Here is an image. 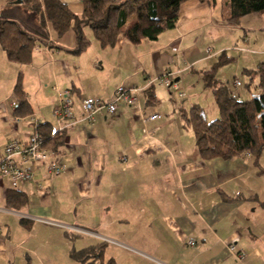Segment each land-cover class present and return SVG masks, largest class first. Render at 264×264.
I'll list each match as a JSON object with an SVG mask.
<instances>
[{
    "label": "crops",
    "instance_id": "0c3cea01",
    "mask_svg": "<svg viewBox=\"0 0 264 264\" xmlns=\"http://www.w3.org/2000/svg\"><path fill=\"white\" fill-rule=\"evenodd\" d=\"M59 1L77 15L83 11L80 0ZM225 2L186 0L173 28L137 45L120 35L113 47L103 48L85 27L90 44L75 54L72 29L58 36L49 22L40 25L38 16L24 11L22 4L0 0V16L39 38L25 64L9 61L0 47V155L9 140H26L37 124L49 123L56 130L57 91L71 90L75 119L60 132L64 143L55 149L66 173L48 178L45 165L38 164L33 180L17 189L27 198L18 209L6 199L8 191L14 192L9 180L0 179V264H124L122 251L132 259L127 264H156L151 258L162 264H264V150L257 165L248 153L205 160L187 129L164 133L176 122L183 128L182 115L181 120L174 115L143 120V115L158 112L153 106L157 99L147 104L144 91H152L154 78L166 68L173 76L181 74L174 79L181 90L189 66L198 73L199 89L207 93L202 74L213 68L228 44L215 39L213 54H205L202 40L228 23ZM232 55L233 76L241 68L251 70V76L264 60V53L254 51ZM175 62L183 67L172 71ZM19 75L30 115H16L11 105ZM215 80L247 99L236 91L238 79ZM122 85L141 90L137 107L119 103L113 115L98 114L91 123L80 120L84 98L108 99ZM193 104L207 119L203 105ZM70 202L77 204L82 219L68 229L20 216L65 221ZM74 230L83 234L78 247L85 251L82 260L72 258L74 246L68 244ZM189 238L196 247L187 245Z\"/></svg>",
    "mask_w": 264,
    "mask_h": 264
},
{
    "label": "trees",
    "instance_id": "16d2710c",
    "mask_svg": "<svg viewBox=\"0 0 264 264\" xmlns=\"http://www.w3.org/2000/svg\"><path fill=\"white\" fill-rule=\"evenodd\" d=\"M13 1V0H10ZM83 11L77 15L59 0H23L22 5L36 14L40 25L49 22L58 36L72 29L76 37L75 54L83 52L90 40L83 29L88 27L101 47H113L120 35L131 44L142 40L154 41L159 34L175 26L180 5L186 0H80ZM228 22H237L241 17L264 11V0H226ZM225 10V9H224ZM38 37L24 30L20 24L0 16V47L9 61L19 64L30 62L33 47ZM213 68L202 74L205 85L212 90L218 109L219 122L209 127L203 109L193 104L188 112L182 111L185 125L190 127L195 137L198 155L205 160L229 159L243 153L252 155L258 164L264 150V60L254 69L258 76L257 95L250 99H240L228 87L215 80ZM250 75L251 70L245 71ZM147 104L155 102L152 91L145 90ZM16 115L32 114L19 75L13 86ZM36 131L45 139V146L58 149L64 143L60 132L52 131L49 123L37 124ZM6 199L17 209L26 204V195L13 189ZM23 220V219H22ZM77 252V253H76ZM84 250L72 251V258L82 260ZM101 253V250L100 252ZM106 264H114L109 260Z\"/></svg>",
    "mask_w": 264,
    "mask_h": 264
},
{
    "label": "rangeland",
    "instance_id": "374dc122",
    "mask_svg": "<svg viewBox=\"0 0 264 264\" xmlns=\"http://www.w3.org/2000/svg\"><path fill=\"white\" fill-rule=\"evenodd\" d=\"M21 5V4H20ZM224 12L227 13V7L224 5ZM27 9L24 7V11ZM27 12H31L27 10ZM33 13V12H32ZM15 16H13L14 18ZM12 18V19H13ZM245 33L246 37L245 38ZM215 39H218V42L228 44L227 49H225V52H220L218 57L216 58V63H219L215 67V76L218 79V77L222 78L224 81L227 80V82H234L235 79H238L241 86L236 89V91H239L241 93L247 94V99L252 98L254 95H257V89L256 85L258 82V77L255 73H253L251 76L245 74L243 71V68H241L236 74V76H233L232 70L235 66V60H231L230 55H232L234 52L239 54H249L251 51H254L255 53H264V11L259 13H253L244 17H241L237 22H228L222 29H218L215 31V33H212L209 35L207 39L202 40L203 45V52L205 54H213V51L215 50ZM207 50H210L208 52ZM210 56V55H209ZM233 56V55H232ZM264 58V56L262 57ZM261 59V58H259ZM214 64V65H215ZM183 67V65H178L177 62L171 65L172 71H175V69H178L177 67ZM175 68V69H174ZM169 68H166V72L163 74L168 73ZM185 73H183V76L185 77V80L183 81V85L181 88V91L185 93V99L184 103H182V100L179 99L177 93L173 90H168L167 87H165L160 82V76L154 78L153 86L151 87L152 91L154 92L157 102L153 106L157 107L158 112L161 114V116L166 119L167 117H171L170 115H174L180 118L181 120V112H179L181 106L183 105L184 111L188 112L189 106L195 102L201 103L203 107L205 108L206 115H207V123L209 127H212L219 122V115L218 110L215 104V101L213 99V96L211 95L210 89L208 87H204V90L207 93H203L198 87V73L194 72L192 68L189 66L184 69ZM173 73V72H172ZM140 76V75H138ZM181 76V74H176L171 79L174 80L176 77ZM146 78V76L144 77ZM6 84L5 82H3ZM2 85V83H1ZM122 86H133V85H122ZM228 86V84H226ZM229 89H231L233 92L234 90L228 86ZM202 89V88H201ZM141 91V90H140ZM141 93V92H140ZM11 99L14 100V95L12 94ZM242 99H245L243 96ZM188 104V105H187ZM190 104V105H189ZM179 122L174 123L173 125L169 126V128L164 131L171 132V131H180L187 129L188 132H190L193 135L192 129L185 125V121L182 124L184 127L179 128ZM192 139L193 136H192ZM188 143L185 140V144ZM262 154V152H261ZM259 156L258 162H260ZM35 217V216H34ZM44 220H49L56 223H62L64 228L71 226V224H76L79 221H81V216L79 212V208L77 204L74 202L69 203V213L65 219V221H60L57 219L52 218H45L41 217ZM68 229V228H67ZM70 232V231H69ZM71 233V232H70ZM74 234L71 238V240H68V244L74 246V251H78V247L81 244V234L77 230L72 231ZM127 243V242H124ZM128 244V243H127ZM121 250V249H120ZM122 251V250H121ZM122 256L125 259L123 261L124 264H127L131 257H129V253H125L122 251ZM77 253V252H76ZM107 255L108 251L106 252ZM130 262V261H129Z\"/></svg>",
    "mask_w": 264,
    "mask_h": 264
},
{
    "label": "built area",
    "instance_id": "2783aa9c",
    "mask_svg": "<svg viewBox=\"0 0 264 264\" xmlns=\"http://www.w3.org/2000/svg\"><path fill=\"white\" fill-rule=\"evenodd\" d=\"M172 75L171 72L162 74L160 76V82L168 90L175 91L179 99L183 100L185 93L180 90L178 83L171 79ZM239 84V81L236 80L235 85ZM57 94L58 101L53 111L57 123L55 131L62 132L75 123L72 92L69 89H64L57 91ZM139 94L140 89L135 86H118L108 99L84 98L80 105V120L91 123L98 114L106 113L113 115L117 111L119 103H124L129 107H137ZM11 105L13 108L17 106L15 101ZM160 117L161 114L159 112H151L143 115V120H156L160 119ZM36 128L34 133L30 134L26 140H9L0 155V179L7 178L13 189H18L19 185L23 182L33 180L38 164L45 165L48 178L59 176L68 171V167L62 160L61 153L55 149L47 148L44 137L37 133ZM20 216L29 220L37 219L47 224L62 226L56 222L40 219L28 214H20ZM102 239L103 241H110L107 238ZM187 245L196 247V240L189 238ZM229 249L233 251L234 246L230 245ZM236 256L239 259L243 258L242 254H236ZM151 260L156 264H162L158 260L152 258Z\"/></svg>",
    "mask_w": 264,
    "mask_h": 264
},
{
    "label": "water",
    "instance_id": "95a60500",
    "mask_svg": "<svg viewBox=\"0 0 264 264\" xmlns=\"http://www.w3.org/2000/svg\"><path fill=\"white\" fill-rule=\"evenodd\" d=\"M23 0H13L12 3L13 4H22Z\"/></svg>",
    "mask_w": 264,
    "mask_h": 264
}]
</instances>
